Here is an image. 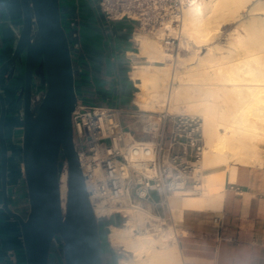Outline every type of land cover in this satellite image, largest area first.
<instances>
[{
    "label": "bare ground",
    "instance_id": "obj_1",
    "mask_svg": "<svg viewBox=\"0 0 264 264\" xmlns=\"http://www.w3.org/2000/svg\"><path fill=\"white\" fill-rule=\"evenodd\" d=\"M179 33L185 56L170 53L161 44L163 34L135 35L138 56L150 63L134 65L130 77L138 89L136 104L141 110L200 116L206 141L200 164L207 172L199 194L175 193L170 198L176 228L169 224L157 237L136 233L138 226L151 222L152 215L132 206L125 192L98 204V217L122 212L128 218L126 227L111 226L108 234L113 246L133 254L119 264H184L179 235L185 233L178 227L185 211L220 210L227 166L254 165L263 157L264 0H188ZM166 60L173 68L159 65ZM143 153L140 148L133 155ZM67 177L65 170L60 178L63 209ZM116 202L125 205L119 208Z\"/></svg>",
    "mask_w": 264,
    "mask_h": 264
},
{
    "label": "water",
    "instance_id": "obj_2",
    "mask_svg": "<svg viewBox=\"0 0 264 264\" xmlns=\"http://www.w3.org/2000/svg\"><path fill=\"white\" fill-rule=\"evenodd\" d=\"M19 2L23 24L11 62L26 54V87L23 105L15 107L9 126L0 91V224L18 225L25 264H48L53 246L65 264H102L99 223L74 144L72 115L80 102H86L75 79L61 0ZM34 72L41 79L39 92L31 86ZM15 128L22 131L20 144L12 143ZM19 156L18 177L25 180L29 200L25 216L12 210L8 198L12 196L9 170ZM64 162L68 174L65 209L60 188ZM4 249L2 255L13 263L17 253L10 246ZM10 252L14 259L9 258Z\"/></svg>",
    "mask_w": 264,
    "mask_h": 264
},
{
    "label": "built area",
    "instance_id": "obj_3",
    "mask_svg": "<svg viewBox=\"0 0 264 264\" xmlns=\"http://www.w3.org/2000/svg\"><path fill=\"white\" fill-rule=\"evenodd\" d=\"M82 1L106 20H126L136 24V29L152 34L163 30L158 36L163 34L165 48L174 49L180 43L181 18L188 0H77L79 4ZM79 7L67 22H62L72 54L82 47ZM72 126L75 149L99 224L105 217L118 215L122 216L120 224L126 227L128 218L122 212L103 217L95 212L100 202H109L112 196L125 192L132 206L138 205L152 215L151 222L135 231L157 237L163 227L174 225L170 198L175 193L196 195L202 191L205 170H201L200 162L206 141L199 116L80 102L73 112ZM140 148L144 153L134 156ZM63 169L67 172L66 162ZM123 205L115 203L119 208ZM9 254L14 259L12 252Z\"/></svg>",
    "mask_w": 264,
    "mask_h": 264
},
{
    "label": "crops",
    "instance_id": "obj_4",
    "mask_svg": "<svg viewBox=\"0 0 264 264\" xmlns=\"http://www.w3.org/2000/svg\"><path fill=\"white\" fill-rule=\"evenodd\" d=\"M79 5L82 47L72 55L82 97L88 105L128 109L135 94L129 69L140 63L135 60L139 56L133 44L136 24L126 20H106L86 2L79 4L77 0H61L63 23ZM22 24L19 0H0V65L13 53ZM2 80L0 77L1 92L4 89ZM39 84L35 88L37 92L41 90ZM7 109L9 126L16 109L13 106ZM21 142L22 131L15 128L12 143ZM18 164L22 165L20 156L11 163L9 188L12 196L8 198L12 210L25 216L29 200L25 180L18 177ZM224 190L220 210L185 211L178 227L185 233L179 235L184 264H264V151L259 163L235 165L226 170ZM101 225L105 228L114 226L103 222L99 227ZM7 246L18 255L13 263L2 255ZM22 253L18 225L13 221L7 226L0 224V264H25ZM101 259L102 264L115 261L110 247L101 248ZM63 260L58 253L54 264H64Z\"/></svg>",
    "mask_w": 264,
    "mask_h": 264
},
{
    "label": "flooded vegetation",
    "instance_id": "obj_5",
    "mask_svg": "<svg viewBox=\"0 0 264 264\" xmlns=\"http://www.w3.org/2000/svg\"><path fill=\"white\" fill-rule=\"evenodd\" d=\"M17 35V42L13 53L0 65V77H3L2 85L4 89L2 90V95L5 99L6 106L21 107L23 105V100L25 97V87H26V54L23 53L11 62L15 49L19 40V35ZM11 62V63H9ZM8 64V65H7ZM37 68V67H36ZM35 68V71H36ZM41 82L40 77L34 72L31 82L32 89ZM36 98H32V108H36ZM35 101V103H34ZM55 247V246H53Z\"/></svg>",
    "mask_w": 264,
    "mask_h": 264
},
{
    "label": "rangeland",
    "instance_id": "obj_6",
    "mask_svg": "<svg viewBox=\"0 0 264 264\" xmlns=\"http://www.w3.org/2000/svg\"><path fill=\"white\" fill-rule=\"evenodd\" d=\"M137 26V25H136ZM161 32V31H160ZM160 32H158V33H156V34H150V32H148V31H143V30H139V29H137L136 30V33H135V35H142L143 36V34H144V36H147V37H152V38H155V37H158V34L160 33ZM147 34V35H146ZM135 35L133 36V44L137 47V53H139V48H140V46L136 43V41H135ZM150 35V36H149ZM161 44L164 46V44L161 42ZM165 47V46H164ZM168 51L170 52V53H172L173 55H178V53H180L182 56H185V54H186V52H185V50L184 49H182V47L180 46V43H176L175 44V48L174 49H168ZM136 61H139L140 63H138L137 65H147V64H149L150 62H148L147 61V59H146V57H144V56H140L139 55V57L137 58V59H135ZM172 63L171 62H169L168 60H166V62H164V63H162V64H159V65H164V66H168V68L169 69H171V68H173V66L171 65ZM133 70V68H130L129 69V71L131 72ZM129 76H131V75H129ZM133 82V86H134V89H135V94H134V97H133V100H132V105H131V107L130 108H136V106H137V104H136V100H137V93H138V89H137V87L135 86V82H134V80L132 81ZM137 107H139V106H137ZM140 108V107H139ZM162 110H164V109H161V111ZM165 110H167V109H165ZM160 111V110H159ZM170 112V111H169ZM177 114V113H176ZM190 115V114H189ZM200 117V116H199ZM64 165V164H63ZM235 165H228L227 166V169L226 170H229V169H231L232 167H234ZM63 171L62 172H64V169H62ZM206 172H207V170H205ZM206 172H204V173H206ZM154 196V198L155 199H158V196H157V194H154L153 195ZM165 214H166V216L168 217L169 215H168V211H165ZM115 216V217H114ZM112 217H114V219L112 220V222H115V223H120V221H121V218H122V216H121V218L118 216V215H113ZM107 219V217H105L104 219H102L101 220V222H100V224L103 222V221H105ZM182 222V221H181ZM180 222V223H181ZM120 227H125V226H123V225H121ZM109 229L110 228H105L104 226H102L101 225V234H102V238H103V242H104V245H103V247L104 248H106L107 246L108 247H110L111 249H112V251H113V254H114V257H115V261H113V263L112 264H119V262H118V260L120 261V259H122V258H126V259H130V258H132L133 257V254L132 253H127V252H125L124 250H123V248H121V247H116V246H113L109 241H108V233H109ZM136 233H142V232H137L136 231ZM179 234H180V232H179ZM56 247H52L51 248V251H50V255H49V261H48V264H54V259L56 258V256H58V253H59V250H57L56 251ZM64 261V260H63ZM64 264H65V262H63Z\"/></svg>",
    "mask_w": 264,
    "mask_h": 264
},
{
    "label": "trees",
    "instance_id": "obj_7",
    "mask_svg": "<svg viewBox=\"0 0 264 264\" xmlns=\"http://www.w3.org/2000/svg\"><path fill=\"white\" fill-rule=\"evenodd\" d=\"M72 58H73V55H72ZM103 224H105V225H107V226H109V225H114V226H117V227H120L121 226V224L120 223H115V222H112V220H109V221H103ZM99 233H100V237H101V242H102V248H104L103 247V245H104V242H103V238H102V234H101V226L99 227ZM109 234V233H108ZM56 251H57V249H56ZM54 261H55V259H54Z\"/></svg>",
    "mask_w": 264,
    "mask_h": 264
}]
</instances>
